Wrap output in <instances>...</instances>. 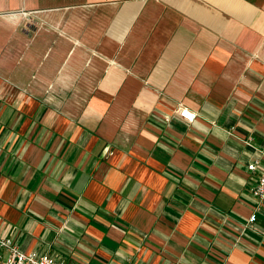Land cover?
Wrapping results in <instances>:
<instances>
[{"label":"crops","instance_id":"1","mask_svg":"<svg viewBox=\"0 0 264 264\" xmlns=\"http://www.w3.org/2000/svg\"><path fill=\"white\" fill-rule=\"evenodd\" d=\"M254 162L264 0H0V238L24 254L264 264Z\"/></svg>","mask_w":264,"mask_h":264},{"label":"built area","instance_id":"2","mask_svg":"<svg viewBox=\"0 0 264 264\" xmlns=\"http://www.w3.org/2000/svg\"><path fill=\"white\" fill-rule=\"evenodd\" d=\"M178 116L186 124H192L196 118L194 113L185 108L178 109ZM247 170L257 176L256 185L250 195L259 204H264V166L254 162L247 166ZM255 219V216L252 215L248 219V223L252 224ZM0 264H64V262L44 253L24 254L13 241L0 238Z\"/></svg>","mask_w":264,"mask_h":264}]
</instances>
